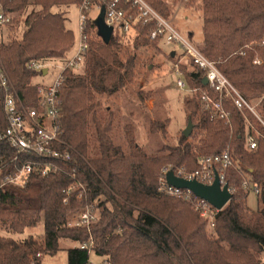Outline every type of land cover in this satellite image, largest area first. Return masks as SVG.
<instances>
[{
    "label": "trees",
    "instance_id": "16d2710c",
    "mask_svg": "<svg viewBox=\"0 0 264 264\" xmlns=\"http://www.w3.org/2000/svg\"><path fill=\"white\" fill-rule=\"evenodd\" d=\"M81 3L0 0L4 14L12 19L4 27L21 30V40L7 42L0 34V59L24 105L37 107L39 101L33 79L43 73L30 65L64 62L74 46L64 14L52 10ZM149 3L168 19L163 1ZM202 4L201 52L256 106L264 120V0H202ZM29 8L32 10L27 13ZM94 29L95 21H91L88 34ZM154 29V23L139 25L135 32L138 48H159L164 40L149 38ZM58 32L62 35L56 38ZM97 37L100 43L93 39L89 42L82 64L84 72L67 70L59 93V124L62 139L72 150V160L52 161L58 170L49 176L31 175L23 187L8 186L0 192L2 229L10 235H21L43 222L44 241L40 243L32 236L19 240L0 235V264H42L43 256H55L61 250L62 240L76 243L67 250L68 264H90L91 251L107 264H264V209L248 207L241 176L245 173L249 181L261 186L259 201L264 204V126L248 110H238L231 100L223 102L229 114L227 121L212 119L211 113L202 108L201 96L185 98L187 120L194 125L190 139L182 135L177 146L163 149L167 154L149 156L137 145L133 126L127 125L124 131L129 151L125 152L113 140V113L105 110V116L100 107L104 97L127 90L133 82L136 56L121 58L125 34L113 33L108 44ZM256 59L261 64H255ZM204 77L205 73L197 69L188 75V85L203 93L208 90L203 85ZM212 96L218 99V95ZM138 98L145 101L142 91ZM248 122L261 134L253 151L246 149ZM166 124L155 121L151 129L165 132ZM8 126L0 101V132ZM194 134L200 139L197 150L190 142ZM226 150L233 160L227 183L237 191L218 212L213 234H209L206 220L188 202L160 190L163 171L171 168L189 173L199 168V156L194 152L204 156ZM16 157L8 142H0V158L9 165L5 174L14 175L26 161L35 160ZM191 200L201 201L196 196ZM89 207L100 212L98 221L89 228L70 226ZM90 241L91 251L80 248Z\"/></svg>",
    "mask_w": 264,
    "mask_h": 264
},
{
    "label": "built area",
    "instance_id": "2783aa9c",
    "mask_svg": "<svg viewBox=\"0 0 264 264\" xmlns=\"http://www.w3.org/2000/svg\"><path fill=\"white\" fill-rule=\"evenodd\" d=\"M78 7L80 10V43L76 56L63 62V70L52 85L36 84L39 93L37 107L24 105L0 59V101L4 106L9 123L8 128L0 132V142H8L11 148L16 151L15 160L18 159V156L35 158L33 161H26L14 175L5 174L9 165L3 163V159L0 158V192L8 186L23 187L31 175L49 176L58 170V166L52 161L69 162L72 160V150L63 141L59 124V93L65 80L64 73L67 70L81 67L85 61L89 51V42L92 39L87 31L88 24L93 21L90 14L94 11L98 12V17L104 13V22L106 26L113 29V33L119 32L126 35L131 31L136 32L139 25L147 26L154 23L155 29L149 35L151 40L161 38L168 44L179 45L186 58L198 70L205 73L204 78L208 80V90L202 94L201 102L203 109L211 113L212 119H229L223 102L231 100L238 110L241 112L248 110L264 126V120L262 115L257 112L256 106L249 103L240 94L219 71L215 62L206 58L201 51L180 35L171 23L151 6L149 0H82ZM11 20L4 14L0 4V26H7ZM254 63L261 64V60L256 59ZM52 65L54 63L39 62L32 63L30 68L41 71L42 75L47 76L50 72L49 67ZM45 69L46 73H44ZM178 87L184 89L186 85L184 82L178 81ZM212 93L218 95V99H215ZM248 128L250 132L247 134L246 149L253 151L258 148V139L261 134L254 129L250 122H248ZM198 164L199 168L189 173H186L184 169L173 171L178 177L196 180L204 185H213L218 176L221 187L228 186L227 172L233 164L229 150L219 154L200 156ZM170 170L163 171V183L160 190L172 197L191 200L194 195L190 191L178 190L168 185L166 174ZM242 186L248 193L253 192L258 198L261 197V186L253 184L249 179H245ZM229 192L234 195V191L230 187ZM196 209L201 217L212 224L219 212L203 200L197 201ZM97 221L98 216L94 207H89L74 218L70 226L89 228ZM80 248L91 251L93 241L84 243Z\"/></svg>",
    "mask_w": 264,
    "mask_h": 264
},
{
    "label": "rangeland",
    "instance_id": "374dc122",
    "mask_svg": "<svg viewBox=\"0 0 264 264\" xmlns=\"http://www.w3.org/2000/svg\"><path fill=\"white\" fill-rule=\"evenodd\" d=\"M168 8V21L174 29L182 35L188 42L201 51L203 41V11L202 0H161ZM32 10L29 8L28 12ZM54 13H63L66 19V29L70 30L74 35V46L68 53L67 59H73L76 56L77 48L80 43V10L76 5L55 7ZM22 18V17H21ZM93 21L98 20V12L94 11L90 14ZM21 30L12 31L7 27H0V34L5 35V40H21ZM98 28L92 30L91 36L95 43H100ZM62 32L56 34V38L61 37ZM135 32L125 35L120 45L121 58L127 59L129 56H136V69L133 82L128 85L127 90L119 92L112 97H104L101 100V112L106 116L105 110H109L114 115V129L112 132L113 140L116 145H121L124 151H129L128 144L125 141L124 128L132 125L134 128V137L138 146L149 156H161L167 154L163 152L165 147H175L178 145L183 131L187 128V112L184 109L185 98L193 99L202 96V93L196 86L188 85V75L197 68L186 58L181 47L176 44H168L163 41L158 44L159 48L143 46L138 48L135 43ZM176 53L171 56V53ZM260 60V59H258ZM211 61V60H210ZM63 62L57 61L50 66L49 75L38 76L33 79V84L43 86L52 85L59 77L63 70ZM76 74H82L84 67L75 68ZM178 81L185 83L186 87L180 89ZM142 91L144 94V102L138 98V93ZM201 93V94H200ZM203 108V107H202ZM166 122L165 132H155L151 129L152 122ZM193 132V131H192ZM190 139V137L188 138ZM199 137L194 134L190 140L193 144V150H197L195 145H199ZM200 146V145H199ZM195 157L202 156L201 152H194ZM172 167V165L168 166ZM171 169V168H170ZM179 170V169H177ZM243 181L249 179L245 173H241ZM234 194L237 188H232ZM248 194L247 205L250 209L257 211L264 209V204L253 192ZM177 198V197H174ZM190 204L194 212L196 203L193 200H186ZM193 202V203H191ZM109 206V205H107ZM96 215L100 216V212L95 209ZM199 213V212H198ZM200 214V213H199ZM207 232L213 234L215 229L216 217L212 222L206 220ZM0 235L5 237H13L15 239H25L32 236L40 243L44 241V224L40 222L36 227L27 228L24 234L10 235L0 226ZM76 246L69 240L60 242L61 250L55 256H43L42 264H68L67 250ZM90 264H107L104 259L98 257L93 251L90 252Z\"/></svg>",
    "mask_w": 264,
    "mask_h": 264
},
{
    "label": "water",
    "instance_id": "95a60500",
    "mask_svg": "<svg viewBox=\"0 0 264 264\" xmlns=\"http://www.w3.org/2000/svg\"><path fill=\"white\" fill-rule=\"evenodd\" d=\"M95 24L98 28L99 36L106 44H108L112 38L113 29L106 26L104 22V13L99 16L98 20L95 21ZM172 56H175V52L172 53ZM44 73H46V69ZM203 85L208 86V80L206 78L203 79ZM193 129V122L189 120L187 128L183 131V136L189 138ZM166 181L169 186L178 190L190 191L194 196L207 202L218 211H222L233 199V194L229 192V187L227 185L223 188L221 187L218 176L213 185H204L196 180H187L178 177L173 170H170L166 174Z\"/></svg>",
    "mask_w": 264,
    "mask_h": 264
},
{
    "label": "crops",
    "instance_id": "0c3cea01",
    "mask_svg": "<svg viewBox=\"0 0 264 264\" xmlns=\"http://www.w3.org/2000/svg\"><path fill=\"white\" fill-rule=\"evenodd\" d=\"M104 263H105V261H104Z\"/></svg>",
    "mask_w": 264,
    "mask_h": 264
}]
</instances>
